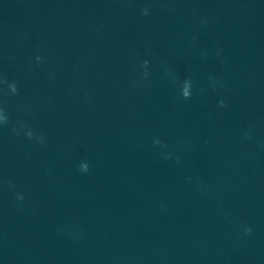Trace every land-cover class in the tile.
Wrapping results in <instances>:
<instances>
[{"label":"clouds","instance_id":"1","mask_svg":"<svg viewBox=\"0 0 264 264\" xmlns=\"http://www.w3.org/2000/svg\"><path fill=\"white\" fill-rule=\"evenodd\" d=\"M143 14L144 15H148V9L147 8L143 9ZM36 59L39 61L40 60V57L38 56V57H36ZM16 91H17L16 85H15V83H12V92L15 93ZM182 95H183L184 98H189L191 96V92H189L188 89L185 88L183 90ZM219 104H220L221 107H223L224 106V101L221 100L219 102ZM2 111H3V109H0V112H2ZM4 123H7V117L6 116H3V115H0V124H4ZM13 131H15V129H13ZM33 135L34 134H33V132L31 130H29L27 132V136L30 139L33 137ZM38 139H39L40 142H43V140H44L43 134H41ZM154 143H157L158 144L160 142L157 140ZM177 160H178V158H177ZM78 168H79V171L81 173H87L89 171V169H90V165H89V163L86 160H82V161H80V163L78 165ZM17 199L18 200H23V196L22 195H18L17 196ZM246 231L250 233L251 232V228H248Z\"/></svg>","mask_w":264,"mask_h":264}]
</instances>
